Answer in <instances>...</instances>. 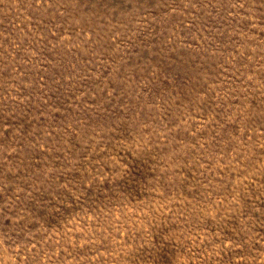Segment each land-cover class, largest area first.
Segmentation results:
<instances>
[{"label": "rangeland", "instance_id": "obj_1", "mask_svg": "<svg viewBox=\"0 0 264 264\" xmlns=\"http://www.w3.org/2000/svg\"><path fill=\"white\" fill-rule=\"evenodd\" d=\"M0 264H264V0H0Z\"/></svg>", "mask_w": 264, "mask_h": 264}]
</instances>
